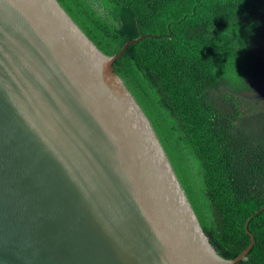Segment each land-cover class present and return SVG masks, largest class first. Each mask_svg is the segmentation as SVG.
<instances>
[{
  "label": "water",
  "instance_id": "water-1",
  "mask_svg": "<svg viewBox=\"0 0 264 264\" xmlns=\"http://www.w3.org/2000/svg\"><path fill=\"white\" fill-rule=\"evenodd\" d=\"M100 0H0V264H238ZM156 36V35H153Z\"/></svg>",
  "mask_w": 264,
  "mask_h": 264
},
{
  "label": "trees",
  "instance_id": "trees-1",
  "mask_svg": "<svg viewBox=\"0 0 264 264\" xmlns=\"http://www.w3.org/2000/svg\"><path fill=\"white\" fill-rule=\"evenodd\" d=\"M129 45L232 258L264 205V0H100ZM156 35V36H153ZM238 264H264V209Z\"/></svg>",
  "mask_w": 264,
  "mask_h": 264
},
{
  "label": "rangeland",
  "instance_id": "rangeland-1",
  "mask_svg": "<svg viewBox=\"0 0 264 264\" xmlns=\"http://www.w3.org/2000/svg\"><path fill=\"white\" fill-rule=\"evenodd\" d=\"M262 69L264 71V64L262 65ZM243 95L247 97L252 107L251 111L248 112L250 114L252 112L253 114L251 115H254V118H257V114L264 117V82H257L253 90L244 91Z\"/></svg>",
  "mask_w": 264,
  "mask_h": 264
},
{
  "label": "flooded vegetation",
  "instance_id": "flooded-vegetation-1",
  "mask_svg": "<svg viewBox=\"0 0 264 264\" xmlns=\"http://www.w3.org/2000/svg\"><path fill=\"white\" fill-rule=\"evenodd\" d=\"M262 82H264V77H263V79L261 80V83H262ZM255 84H256V83H255Z\"/></svg>",
  "mask_w": 264,
  "mask_h": 264
}]
</instances>
